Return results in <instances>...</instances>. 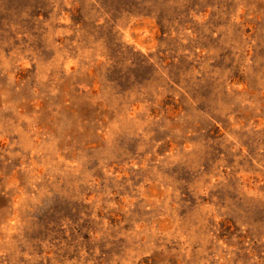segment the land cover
Listing matches in <instances>:
<instances>
[{
	"label": "rangeland",
	"instance_id": "374dc122",
	"mask_svg": "<svg viewBox=\"0 0 264 264\" xmlns=\"http://www.w3.org/2000/svg\"><path fill=\"white\" fill-rule=\"evenodd\" d=\"M0 264H264V0H0Z\"/></svg>",
	"mask_w": 264,
	"mask_h": 264
}]
</instances>
